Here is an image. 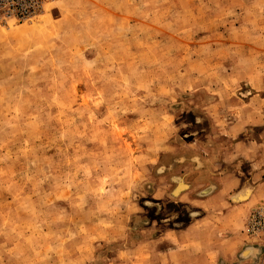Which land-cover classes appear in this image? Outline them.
<instances>
[{
	"label": "rangeland",
	"instance_id": "obj_1",
	"mask_svg": "<svg viewBox=\"0 0 264 264\" xmlns=\"http://www.w3.org/2000/svg\"><path fill=\"white\" fill-rule=\"evenodd\" d=\"M223 171L264 181V0L0 18V264H168ZM249 206L213 264H264V191Z\"/></svg>",
	"mask_w": 264,
	"mask_h": 264
},
{
	"label": "crops",
	"instance_id": "obj_2",
	"mask_svg": "<svg viewBox=\"0 0 264 264\" xmlns=\"http://www.w3.org/2000/svg\"><path fill=\"white\" fill-rule=\"evenodd\" d=\"M259 177L254 173L247 182H243L233 172L219 173L216 176L217 188L199 192L201 197H207L197 201L198 207L204 210L199 212L200 216L183 229L174 231L172 238H162L172 243L164 254L166 263L213 264L217 257L230 258L241 248L244 242L240 235L237 236L234 222L239 220L242 223V216L249 205L255 199L259 201L260 193L264 191V181ZM217 212L221 214L217 215ZM176 244L181 246L177 250ZM248 251L251 254L253 249Z\"/></svg>",
	"mask_w": 264,
	"mask_h": 264
},
{
	"label": "built area",
	"instance_id": "obj_3",
	"mask_svg": "<svg viewBox=\"0 0 264 264\" xmlns=\"http://www.w3.org/2000/svg\"><path fill=\"white\" fill-rule=\"evenodd\" d=\"M57 0H0V18L28 20L38 16L47 4Z\"/></svg>",
	"mask_w": 264,
	"mask_h": 264
}]
</instances>
